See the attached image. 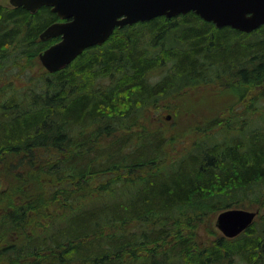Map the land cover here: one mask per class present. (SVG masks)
I'll use <instances>...</instances> for the list:
<instances>
[{"label": "trees", "instance_id": "obj_1", "mask_svg": "<svg viewBox=\"0 0 264 264\" xmlns=\"http://www.w3.org/2000/svg\"><path fill=\"white\" fill-rule=\"evenodd\" d=\"M55 15L0 4V264H264V212L225 242L201 245L195 232L209 212L264 206V24L163 15L34 70L57 41L40 37ZM209 84L258 117L222 108L212 132L172 154L191 131L148 125L152 107Z\"/></svg>", "mask_w": 264, "mask_h": 264}, {"label": "water", "instance_id": "obj_2", "mask_svg": "<svg viewBox=\"0 0 264 264\" xmlns=\"http://www.w3.org/2000/svg\"><path fill=\"white\" fill-rule=\"evenodd\" d=\"M35 13L50 6L67 19L49 24L40 34L42 40L60 36L39 53L44 67L55 72L70 64L85 49L102 45L117 27L151 20L172 18L194 11L218 28L230 26L252 32L264 24V0H10ZM259 210L228 208L217 216V226L226 237L240 235L253 224Z\"/></svg>", "mask_w": 264, "mask_h": 264}, {"label": "rangeland", "instance_id": "obj_3", "mask_svg": "<svg viewBox=\"0 0 264 264\" xmlns=\"http://www.w3.org/2000/svg\"><path fill=\"white\" fill-rule=\"evenodd\" d=\"M0 4L8 5L10 4V0H0ZM141 30L144 31V28H142ZM182 33H183L182 29L179 28L175 30L174 34L181 36ZM146 34L150 36L149 32ZM147 35L145 36V39H147L146 41L148 42V43L146 42L147 50L149 52L150 51L149 48H150L151 51L152 49L154 51L155 44L153 45L150 44ZM159 41L162 46L161 50L164 53H167L168 49L165 47V43H162L161 39H158V41L155 43L158 44ZM179 50L183 51V47H180ZM35 60L41 63V66L35 65L34 70H39V71L47 70L40 61L39 56L35 58ZM157 68L158 70L162 69L160 68V66ZM27 70L30 74L33 71L32 69H27ZM153 73H155V71H153ZM39 76L40 75L35 73L31 77L30 75L23 77L21 76L18 78L16 85L18 87L27 86L28 84L30 85V82L32 80L31 78H37ZM29 77H30V81H29ZM156 77L158 78L159 76ZM152 78H154V76ZM216 86L217 85L215 84H209L205 86L199 85L191 89V91H189L188 93H185L184 97L177 96L174 98L171 97L166 100H161L159 103V107H155V106L152 107L151 109L152 115L150 117V122H147L148 125H155L152 119H154L155 116H158L160 120L165 121L163 127L166 128L168 131H172L174 128L176 130H182V132L185 134H187V131H191V134L187 135L186 138L184 139L176 138L170 142V148L172 154L176 153L175 150L180 149L182 145L184 146L188 142H192L191 138L193 133H195L196 137L197 136L203 137V134H208V131L212 132L211 130H208L209 127L206 125V123L209 122L208 120L214 118L222 120L223 119L222 111L225 109V107L232 106L233 108H228V109H234V111L238 113L239 117H245L247 123L253 122L255 117H258L257 113H248L249 107H255L254 105L250 104V101L248 100L244 101V99L240 101L238 99L239 98L238 93L231 90H221L217 92ZM222 108L224 109L222 110ZM206 139L207 138H205V140ZM258 206L254 205L253 208H248V209L259 210V214L263 213L264 206H262L261 204H259ZM233 208H243V207H233ZM219 213L220 211H215L213 214L209 212L208 214L205 215L202 222L200 220L198 221L199 227L198 230L195 229V232L198 234V240L199 242H201L200 243L201 245L204 244L202 242H206L207 245L212 243H217L220 239L222 240V242H225V238H229L226 237L217 226V216Z\"/></svg>", "mask_w": 264, "mask_h": 264}, {"label": "flooded vegetation", "instance_id": "obj_4", "mask_svg": "<svg viewBox=\"0 0 264 264\" xmlns=\"http://www.w3.org/2000/svg\"><path fill=\"white\" fill-rule=\"evenodd\" d=\"M51 11H52V9H51ZM52 12H54V11H52ZM55 14H56L55 15L56 17L53 18L54 20L52 22H50V24L55 23V22H58V21H66L67 20V19H63V18L59 17L57 13H55ZM55 38H57V41H58V40H60L61 37L60 36H57Z\"/></svg>", "mask_w": 264, "mask_h": 264}]
</instances>
